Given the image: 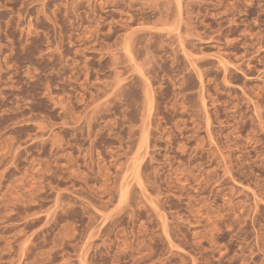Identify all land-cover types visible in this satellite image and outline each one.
I'll return each instance as SVG.
<instances>
[{"label":"rangeland","instance_id":"obj_1","mask_svg":"<svg viewBox=\"0 0 264 264\" xmlns=\"http://www.w3.org/2000/svg\"><path fill=\"white\" fill-rule=\"evenodd\" d=\"M0 264H264V0H0Z\"/></svg>","mask_w":264,"mask_h":264}]
</instances>
